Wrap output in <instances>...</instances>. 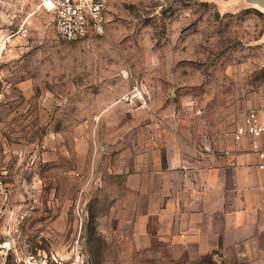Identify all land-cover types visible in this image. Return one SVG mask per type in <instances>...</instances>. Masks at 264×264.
I'll return each instance as SVG.
<instances>
[{
	"label": "rangeland",
	"instance_id": "rangeland-1",
	"mask_svg": "<svg viewBox=\"0 0 264 264\" xmlns=\"http://www.w3.org/2000/svg\"><path fill=\"white\" fill-rule=\"evenodd\" d=\"M263 101L264 11L244 0H108L78 42L40 0H0V264H248L197 252L179 178L162 195L143 169L163 153L142 150L180 134L192 160L188 136H230Z\"/></svg>",
	"mask_w": 264,
	"mask_h": 264
},
{
	"label": "crops",
	"instance_id": "crops-1",
	"mask_svg": "<svg viewBox=\"0 0 264 264\" xmlns=\"http://www.w3.org/2000/svg\"><path fill=\"white\" fill-rule=\"evenodd\" d=\"M159 137V145L144 142V156L155 148L163 155L143 172L160 175V192L166 197L171 188L168 175H177L175 214L190 213L191 228L209 239L207 247L201 245L197 252L230 254L248 264H264V167H259L262 160L258 158L264 154V135L237 142L232 134L190 135L192 160L181 154L184 135L170 136L175 144L169 146L164 144L169 136ZM171 206L166 200L161 214L172 213Z\"/></svg>",
	"mask_w": 264,
	"mask_h": 264
},
{
	"label": "built area",
	"instance_id": "built-area-1",
	"mask_svg": "<svg viewBox=\"0 0 264 264\" xmlns=\"http://www.w3.org/2000/svg\"><path fill=\"white\" fill-rule=\"evenodd\" d=\"M108 0H40V7L52 17L56 36L66 42H78L104 34ZM264 135V102L250 108L233 133L234 141L257 139ZM258 158L264 167V154ZM38 259L35 264H40ZM43 264V263H42Z\"/></svg>",
	"mask_w": 264,
	"mask_h": 264
},
{
	"label": "water",
	"instance_id": "water-1",
	"mask_svg": "<svg viewBox=\"0 0 264 264\" xmlns=\"http://www.w3.org/2000/svg\"><path fill=\"white\" fill-rule=\"evenodd\" d=\"M246 5L254 6L264 11V0H244Z\"/></svg>",
	"mask_w": 264,
	"mask_h": 264
},
{
	"label": "bare ground",
	"instance_id": "bare-ground-1",
	"mask_svg": "<svg viewBox=\"0 0 264 264\" xmlns=\"http://www.w3.org/2000/svg\"><path fill=\"white\" fill-rule=\"evenodd\" d=\"M262 11V10H261ZM263 12V11H262Z\"/></svg>",
	"mask_w": 264,
	"mask_h": 264
}]
</instances>
